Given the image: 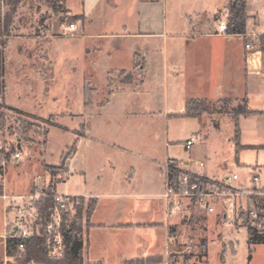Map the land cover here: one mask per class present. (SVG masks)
<instances>
[{
    "label": "rangeland",
    "instance_id": "1",
    "mask_svg": "<svg viewBox=\"0 0 264 264\" xmlns=\"http://www.w3.org/2000/svg\"><path fill=\"white\" fill-rule=\"evenodd\" d=\"M148 1L152 2L151 12L158 14L152 31L167 24L170 32L172 24L180 28L190 16L206 22L211 16L212 23L218 25L229 15L226 5L230 0H165L164 10L159 3L162 0ZM247 1L250 19L258 17L264 31V0ZM91 3L90 16L77 23L71 14L84 11L83 0H22L8 31L2 29L0 36V147L7 155L21 153L19 160L7 166V236L15 227L18 233L26 231L28 237L40 238L53 258L64 253V247L51 253L43 236L53 204L46 209L45 218L37 204L54 194L92 193L98 198L102 217L126 222L132 208L133 217L144 219L149 218L152 204L161 203L163 163L168 156L199 157L216 171V179L235 172L246 188L253 186L252 168L258 166L264 173V145L235 149V118L230 109L242 98L205 99L214 106L200 118L168 117V113L183 110L186 98L184 84L178 81L173 86L166 79L169 40L132 35L137 31L133 28L137 16L134 0H105L102 7ZM1 10L3 15L9 5L4 3ZM71 22L77 23L73 32L66 30ZM107 33L110 35H97ZM258 36L262 50L264 34ZM148 46L156 48V55L144 83L139 82L141 58L137 54L134 67L114 69L128 64L130 51L139 47L144 51ZM130 79L131 85H120ZM86 87L98 93L93 106L86 105ZM100 98L104 99L101 105ZM251 106L264 108V103L253 99ZM259 122L264 124V119L260 117ZM191 138L192 145L185 147ZM260 185L264 187V174ZM75 196L85 204L95 198ZM148 201L151 205L144 208ZM184 202L194 213L178 211L182 220L173 233L168 229L164 252L131 258L125 264H264V244L248 243L244 220L250 203L246 196L234 197L233 226L224 218L230 201L223 206L216 203L217 212L210 216L190 199ZM74 213L75 209L63 213L62 225ZM3 220L0 199V264H38L24 261V246L11 256L6 253ZM170 220L167 218L168 225ZM82 225L84 264H122V255L142 253L151 237L147 229L98 230L90 233L89 241L90 219L88 223L83 219ZM87 244L89 254L103 257V261H86Z\"/></svg>",
    "mask_w": 264,
    "mask_h": 264
},
{
    "label": "crops",
    "instance_id": "2",
    "mask_svg": "<svg viewBox=\"0 0 264 264\" xmlns=\"http://www.w3.org/2000/svg\"><path fill=\"white\" fill-rule=\"evenodd\" d=\"M92 1L95 2L97 6L100 5L101 7L103 6V3H105V0H83L85 5L84 11L82 13L76 14L81 15V17L77 19V23L80 19L84 20L87 18L90 13V10L88 9V3H91ZM134 1L137 8V16L135 18L136 22L135 26L133 25V28H135L137 31L132 33V35L137 37H161L167 42L169 40L170 46L169 50L166 52L164 60L166 79L171 80L173 86L176 85L178 81L184 84V94L186 96L184 108L182 111L168 113V117L186 116L184 115L185 103L188 99L223 100L230 98H243L246 96L248 107L252 110H258L262 112L247 116L242 115L239 117V125L241 130L240 143L244 146L264 145V124L259 122L260 117L264 119V108L251 106L253 99H260L264 103V52H262L261 49L248 51L244 46L246 34L252 32L256 34H264V31L259 28L258 17L254 16L253 19H250L248 13V1L246 0V32L240 34H219V27L218 25H214L212 23L210 18L211 16L207 18V22L202 20L201 17L198 20L190 16L189 21H187L186 24L181 25L180 28L177 25L172 24L170 32H167V24H163L158 31H152L154 30L152 24L155 25V22L157 21L156 18L158 16L157 12H151L152 2L148 0ZM229 2H227V5ZM159 3L162 4V8L164 10L165 0H162V2ZM3 5V0H0V8ZM250 20L253 22L251 26L249 24ZM123 27L126 29L128 28V25L124 24ZM97 35H110V33ZM117 49L119 48H116V50ZM121 54L122 53L120 52L118 55ZM136 54L139 58H141V63L138 66V73L140 76L139 82L144 83V78L147 71H151L153 68V63L155 62L154 57L156 55V48L154 46L145 47L144 51H142L140 47L130 51V60L128 64L115 66L114 69H126L134 67V56ZM146 54L149 55V59L147 57L148 55ZM108 55L110 58L113 57L110 51L108 52ZM131 81L132 79L122 81L120 85L122 87L129 84L131 85ZM92 91L93 92L90 96H86L85 92L83 93L84 98L87 97V99L85 98V100L88 102L86 105L90 104V106H93L98 93L94 92V90ZM109 100L110 97L107 99V102H109ZM97 101H101L102 103H98L101 105L103 104L104 99L100 98ZM260 133L262 134L260 135ZM167 158L183 161L186 163L191 159H194L202 164L201 167H194V172L196 174L207 179L220 180L214 177L216 171L210 168L206 161L199 157L188 156L187 158L183 159L168 156ZM236 159L238 161V153L236 155ZM222 166L223 165H220V168ZM225 174L226 173L222 175V178L225 176ZM165 182L166 171L163 163V188L159 193L160 197H162ZM75 195H89L95 197L92 193H78ZM247 199L250 201V199L255 198L247 197ZM227 201L230 200H220L216 203L223 206V204H227ZM193 203L198 206V208H195L207 213L209 216L214 213L216 214L217 212V210L215 211L216 203L214 204V211L212 212H209L196 202ZM149 204L151 205L149 201L147 203L145 202L144 208H147ZM188 205L186 202H184L180 210H184L187 214H193V207ZM152 206L153 208H151L149 211V218L140 219L133 217L135 212H133L134 209L132 208L129 213L131 217L129 218V221L125 222L124 219L113 220L112 218H106L105 216L102 217L99 214L100 204L98 198H96V207L90 218V223L92 225L89 228V241L90 233L98 230L136 231L147 229L149 230L151 236L146 244L148 250L145 248V251L142 253L128 251L127 255H122V264H125V262L131 258H136L147 254L163 253L168 229L173 226L175 230L177 223H180L182 218L180 219V216L178 215L179 212H177L172 217V220H170V224L168 225L166 223L167 215L164 198L161 200V203H157L156 206L152 204ZM151 223H156V225H150ZM89 246L87 244L85 249L86 261H103V257H95L94 255L89 254Z\"/></svg>",
    "mask_w": 264,
    "mask_h": 264
},
{
    "label": "built area",
    "instance_id": "3",
    "mask_svg": "<svg viewBox=\"0 0 264 264\" xmlns=\"http://www.w3.org/2000/svg\"><path fill=\"white\" fill-rule=\"evenodd\" d=\"M218 33H228L227 21L221 20L218 24ZM76 28V23L71 22L67 25L66 30L73 32ZM260 37L258 34L252 32L245 35V49L248 51L258 50L260 46ZM193 143V138L188 139L185 147L189 148ZM21 157L20 151H14L6 154L0 147V199L4 203V220L3 227L5 234L3 235L4 248L7 253V238L13 236L11 233L7 236L8 226V200L10 196L6 192L5 181L7 174V166L9 162L19 160ZM166 182L162 197L166 204L167 218H172L183 206L185 199H190L198 205L203 206L209 212L214 211V204L220 200H230V209L224 214L225 223L233 226L235 222V196L253 197L250 199L249 207L247 209L246 217L248 219V226L246 227L254 234H264V216L261 213L264 208L261 206V199L264 200V187L260 185L261 176L264 174L260 168L254 167L251 170V181L253 186L246 188L244 184L239 183V175L235 172L225 175L220 180L207 179L204 181H190L189 172H194V167H201L202 164L194 159L189 162L176 161L175 159L167 158L165 163ZM171 166L183 172L176 178L173 183L169 176V169ZM195 173V172H194ZM54 203L49 207V220L45 226L44 234L45 243L48 247H52L51 253H55L59 248L64 247L62 235V219L63 213L74 210L75 206L80 203V197L75 195L54 194ZM261 198V199H258ZM17 231V230H16ZM14 235L27 238L26 231L15 232ZM19 247H23L22 244Z\"/></svg>",
    "mask_w": 264,
    "mask_h": 264
},
{
    "label": "trees",
    "instance_id": "4",
    "mask_svg": "<svg viewBox=\"0 0 264 264\" xmlns=\"http://www.w3.org/2000/svg\"><path fill=\"white\" fill-rule=\"evenodd\" d=\"M22 0H3L4 3L9 5V10L2 15V10L0 8V36L2 29L4 31H8L9 26L12 23L13 15L15 14L18 5ZM65 1V0H64ZM247 3L246 0H230L227 5L228 10V33L232 34H240L246 32V21H247V13H246ZM81 15L71 14V18L78 19ZM262 52H264V47L262 48ZM3 87L2 75L0 73V93ZM93 91L88 87L85 88V95L90 96ZM214 104L205 99H188L185 103V112L184 115L192 116L200 118L201 113L210 112L213 109ZM7 109L21 113L17 108H13L10 106H6ZM262 111L252 110L248 107L247 97L244 96L240 102L236 104V106L231 107L230 113L234 116V142L236 149L242 147L240 143V125H239V117L247 116L256 113H261ZM183 172V170H179L174 166H171L169 169V176L174 183L176 178ZM190 181H204L207 178L202 177L194 172H189ZM263 204L264 208V200H260ZM54 203V198L52 196L39 201L37 204L40 210V214L43 218L46 217V209ZM96 207V199L91 198L87 204L83 201L75 206V213L73 214L71 220L64 223L62 225V235H63V243H64V253L59 258H53L48 255L46 247L43 244V241L38 237H19L18 235L9 236L7 238V253L8 255H13L15 250L22 244L25 247L26 259L25 262L30 260L36 261L38 264H84V255L83 249L85 246V240L82 238L81 234L83 232V219L88 220L91 218V215ZM264 216V211L261 213ZM67 215L64 216V218ZM244 226H248V219L244 220ZM171 233L174 231V227H170ZM249 231L248 243L252 244H264V234H254ZM251 257V255H250Z\"/></svg>",
    "mask_w": 264,
    "mask_h": 264
},
{
    "label": "water",
    "instance_id": "5",
    "mask_svg": "<svg viewBox=\"0 0 264 264\" xmlns=\"http://www.w3.org/2000/svg\"><path fill=\"white\" fill-rule=\"evenodd\" d=\"M15 232H16V227H15V229L11 232V234L14 235Z\"/></svg>",
    "mask_w": 264,
    "mask_h": 264
}]
</instances>
